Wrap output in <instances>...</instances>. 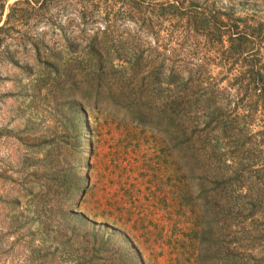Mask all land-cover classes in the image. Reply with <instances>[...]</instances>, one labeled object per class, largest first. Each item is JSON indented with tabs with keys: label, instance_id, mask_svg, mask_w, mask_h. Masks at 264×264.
Instances as JSON below:
<instances>
[{
	"label": "trees",
	"instance_id": "obj_1",
	"mask_svg": "<svg viewBox=\"0 0 264 264\" xmlns=\"http://www.w3.org/2000/svg\"><path fill=\"white\" fill-rule=\"evenodd\" d=\"M29 1L0 0V44L67 21L41 31V53L31 43L20 103L45 134L0 167L4 236H37L41 264H264V0ZM87 108L125 127L107 164L117 189L92 213L74 179ZM155 202L169 239L147 220Z\"/></svg>",
	"mask_w": 264,
	"mask_h": 264
},
{
	"label": "rangeland",
	"instance_id": "obj_2",
	"mask_svg": "<svg viewBox=\"0 0 264 264\" xmlns=\"http://www.w3.org/2000/svg\"><path fill=\"white\" fill-rule=\"evenodd\" d=\"M12 1L6 0L4 11ZM36 1H33L34 5L37 4ZM38 14H40L39 10L33 11L31 14L33 16L29 15V17L35 18V15ZM70 15L72 16L74 14L71 13ZM76 17L74 21L77 22L79 19L78 16ZM53 19L54 26H42L40 23L28 31L27 35L32 38V41H17L15 39L17 38V33L12 32L0 44V167L2 168L13 166L21 160L22 156L20 152H16L15 154L13 151L14 145L16 148L21 146L16 144L18 141L19 144L23 142L40 143L41 135L45 134L41 129L44 127L41 126L40 128L38 126L39 120L35 113L31 111V107L25 109L20 101L21 96L27 93L25 86L29 80L28 75H26L27 70L25 65H31L34 71L32 76L38 75L37 71H39V67H36L34 64L37 56L34 54V49L31 48V43L38 40V50L41 53V31H47L48 34L51 29L57 31V26L67 21V18L64 16H54ZM28 21L31 23L35 20L29 19ZM74 24L76 25L77 23ZM98 25L102 26V23H98ZM130 26L131 24H129ZM14 60L17 64L16 67L13 66ZM22 111L23 114H21ZM86 112L87 122L84 123L85 127L82 124L80 132L77 160L78 172L74 176V179H79V182L85 186L77 194L79 196L78 200L80 201V210L92 213L95 208L101 207L103 199L99 204L96 203V200L101 199L103 193L106 200L111 199V192L117 189V179L114 175L107 173V168L109 167L107 164L112 156L111 153L121 146V142L117 139L123 137L122 133L125 127L118 120L107 115L103 110L87 108ZM41 155V153L34 154L33 158L35 156L40 158ZM37 163L36 161L32 164L35 165ZM125 164V160L123 159L120 162L122 171L126 169ZM133 175H135L134 171L129 176ZM142 181L138 180V186L134 184L132 187L135 191L139 187L137 198L140 202L143 201V197L147 194V190L144 189L145 182ZM86 188L88 189L85 190ZM73 197L74 194L71 193L67 197L66 202L72 203ZM161 206V203L157 204L155 202L151 206L154 208L150 212L147 220L151 223L152 227L155 225L162 228V236L164 239H169L172 236L170 230L171 221L168 219L167 209L165 207L162 209ZM5 213L6 211L0 210V264H41V245L37 243V236L32 249H25L23 246L25 242L23 243L22 239L21 241L19 239L17 241L18 233L4 236L6 233L7 219ZM26 232L28 233V231H25L21 234L22 237ZM10 242L14 243L10 244Z\"/></svg>",
	"mask_w": 264,
	"mask_h": 264
}]
</instances>
